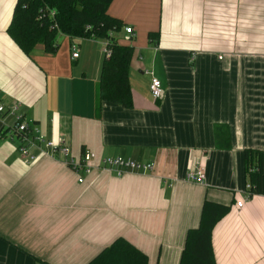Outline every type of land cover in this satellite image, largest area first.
Wrapping results in <instances>:
<instances>
[{
  "label": "crops",
  "instance_id": "0c3cea01",
  "mask_svg": "<svg viewBox=\"0 0 264 264\" xmlns=\"http://www.w3.org/2000/svg\"><path fill=\"white\" fill-rule=\"evenodd\" d=\"M17 3L0 0V95L69 153L42 145L28 160L0 141V264H89L119 237L148 264H180L206 200L231 205L213 231L216 264H264V194L248 197L244 160L248 148L264 151V0H113L114 37L134 48L133 105L104 101L100 115L106 39L62 35L56 52L38 44L27 55L8 34ZM218 125L232 148L216 146ZM114 156L178 179L119 175L102 165ZM196 168L204 183L186 180Z\"/></svg>",
  "mask_w": 264,
  "mask_h": 264
},
{
  "label": "trees",
  "instance_id": "16d2710c",
  "mask_svg": "<svg viewBox=\"0 0 264 264\" xmlns=\"http://www.w3.org/2000/svg\"><path fill=\"white\" fill-rule=\"evenodd\" d=\"M113 0H18L8 34L29 55L42 44L47 52H56L62 35L71 38L109 40L111 55L106 57L96 89L97 111L101 114L104 101L132 107L129 71L134 48L120 42L114 32L122 27L121 20L111 16L108 8ZM50 9L56 11L50 15ZM150 37L155 39V34ZM216 146L232 148L227 125L215 130ZM245 174L250 196L264 194V151H244ZM231 205L206 200L200 224L189 229L180 264H216L213 231ZM89 264H148V256L124 237L117 238Z\"/></svg>",
  "mask_w": 264,
  "mask_h": 264
},
{
  "label": "built area",
  "instance_id": "2783aa9c",
  "mask_svg": "<svg viewBox=\"0 0 264 264\" xmlns=\"http://www.w3.org/2000/svg\"><path fill=\"white\" fill-rule=\"evenodd\" d=\"M55 13L56 11L54 9H50L51 16H54ZM125 29V40H131L134 34L133 27L126 26ZM106 41L104 53L106 57H109L111 55V47L109 46V40ZM78 57V47L76 44H73L72 58L77 59ZM150 92L155 100L162 98L164 94V88L162 81L159 78H152ZM5 139L18 142V149L20 153L27 157L28 160L34 159V156L30 153V148L42 145L52 147L53 149L62 147L63 153H69V149L64 141L61 140L59 142H55L52 139H48L46 136L40 133L36 123L32 119L28 118L24 113H22L18 106L7 105L0 95V141ZM94 157L95 154L93 152L88 150L85 151L82 161L86 164V172H90L88 162H90ZM102 165L107 169L116 171V173L119 175L126 171L142 174H157L165 183H168L170 186L178 179V175L170 171L159 173L156 169L157 165L154 162L140 163L121 156H114L104 158L102 160ZM185 178L187 181L204 183L206 180V174L203 169L196 168L189 170ZM80 181H83V179H80ZM249 189L250 184H247V193ZM247 195L250 197L249 193ZM241 204V202H238V205L241 206Z\"/></svg>",
  "mask_w": 264,
  "mask_h": 264
},
{
  "label": "rangeland",
  "instance_id": "374dc122",
  "mask_svg": "<svg viewBox=\"0 0 264 264\" xmlns=\"http://www.w3.org/2000/svg\"><path fill=\"white\" fill-rule=\"evenodd\" d=\"M16 144H18V142H16Z\"/></svg>",
  "mask_w": 264,
  "mask_h": 264
}]
</instances>
